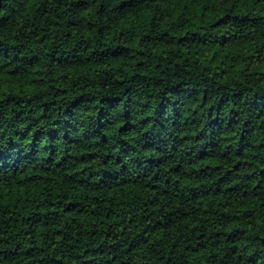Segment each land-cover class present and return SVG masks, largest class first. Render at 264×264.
Here are the masks:
<instances>
[{"label":"clouds","instance_id":"clouds-1","mask_svg":"<svg viewBox=\"0 0 264 264\" xmlns=\"http://www.w3.org/2000/svg\"><path fill=\"white\" fill-rule=\"evenodd\" d=\"M0 264H264V0H0Z\"/></svg>","mask_w":264,"mask_h":264}]
</instances>
